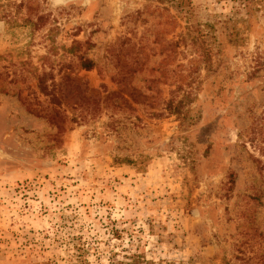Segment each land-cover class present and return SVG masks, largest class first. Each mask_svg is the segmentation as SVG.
<instances>
[{
	"label": "rangeland",
	"instance_id": "rangeland-1",
	"mask_svg": "<svg viewBox=\"0 0 264 264\" xmlns=\"http://www.w3.org/2000/svg\"><path fill=\"white\" fill-rule=\"evenodd\" d=\"M134 259L264 264V0H0V264Z\"/></svg>",
	"mask_w": 264,
	"mask_h": 264
},
{
	"label": "trees",
	"instance_id": "trees-1",
	"mask_svg": "<svg viewBox=\"0 0 264 264\" xmlns=\"http://www.w3.org/2000/svg\"><path fill=\"white\" fill-rule=\"evenodd\" d=\"M245 2H246V7H249V5L253 3V0H245ZM83 66L86 70L90 69V65L84 64ZM130 264H147V263H144L143 261L141 262V260L139 261L137 259H134V262H131ZM150 264H155V263H150Z\"/></svg>",
	"mask_w": 264,
	"mask_h": 264
}]
</instances>
